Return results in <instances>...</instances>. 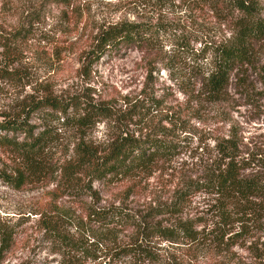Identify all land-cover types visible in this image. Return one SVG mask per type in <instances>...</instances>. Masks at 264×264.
I'll return each instance as SVG.
<instances>
[{"label":"rangeland","instance_id":"374dc122","mask_svg":"<svg viewBox=\"0 0 264 264\" xmlns=\"http://www.w3.org/2000/svg\"><path fill=\"white\" fill-rule=\"evenodd\" d=\"M119 23H148L160 30L158 42L106 53L86 63L82 54L99 32ZM20 29L22 34H16ZM229 35L218 9L198 0H72L69 6L50 0H0V67L18 69L17 77L0 76V119L23 118L30 100L48 91L63 98L108 101L116 122L104 120L87 132L88 138L102 144L121 128L119 121L133 105L147 101L144 121L125 120L128 128L171 126L179 144L170 160L149 174L95 182V192L82 197L57 184L58 165L71 153L76 132L32 117L30 123L52 127L57 140L41 158L40 172L25 173L21 186L0 179V241L3 233L11 235L0 264H208L211 253L198 251L193 244L192 248L184 239L148 235L143 240L133 226L96 222L87 210L120 205L145 217L151 207L174 199L175 190L195 176L214 154L216 141L231 128L245 143L264 144V87L256 73L247 72L242 91L230 88L228 101L212 104L195 97L196 82L209 68L207 51ZM195 57L198 67L192 69ZM151 96L162 102L156 107ZM23 166L0 148V171L16 175L26 172ZM204 196L191 194L179 212L150 216L146 222L170 226L192 221L201 214ZM52 225L87 255L53 237ZM256 236L263 237L264 231ZM233 249L234 257H241L232 258L236 264L262 263L245 246Z\"/></svg>","mask_w":264,"mask_h":264},{"label":"trees","instance_id":"16d2710c","mask_svg":"<svg viewBox=\"0 0 264 264\" xmlns=\"http://www.w3.org/2000/svg\"><path fill=\"white\" fill-rule=\"evenodd\" d=\"M50 1L69 6L72 0ZM198 1L218 9L230 35L207 51L211 54L209 68L197 79L196 100L212 104L228 101L230 88L245 89L248 71L256 73L264 87V61L261 59L264 51V0ZM159 33V29L148 23L114 24L99 32L95 43L83 52L82 57L86 63H92L106 53L118 54L128 47L155 46ZM16 34H22L21 29ZM194 62L192 69L198 67L196 57ZM0 76L17 77L18 69L0 67ZM150 100L156 107L162 102L153 96ZM146 102L133 105L129 114L119 121L121 128H116L106 142L97 144L87 137V132L104 120L115 123L114 107L108 101L63 98L53 91L45 92L30 100L22 111L23 118L0 119V148L19 158L26 170L18 171L16 175L0 171V179L16 188L21 186L26 180L25 173L40 172L41 158L57 140L52 127L32 124V117L59 123L77 134L71 153L58 165L57 184L69 194L91 196L95 192L92 188L95 182L111 183L149 174L161 166L159 164L170 160L179 144L171 126H140L137 133L128 128L127 123H131L133 117L144 121V111L150 105ZM164 119L171 122L169 115ZM184 183L175 190L171 202L151 207L145 217L138 218L120 205L89 206L87 216L106 225H131L138 235L144 236L143 240L148 235L172 241L184 239L191 247L193 244L194 249L211 253L208 264H236L233 259L241 257H234L236 251L233 248L243 246L252 251V256L262 260L260 264H264V236H256L264 231V144L245 143L243 137L231 128L227 135L216 141L214 154L194 177L189 176ZM197 192L206 196L203 205H199L202 206L201 214L194 220L170 226L146 222L150 216L179 212L189 196ZM143 222L146 224L142 225ZM49 230L61 243L87 255L85 249H80L76 241L56 226L52 225ZM10 245L11 235L3 233L0 262ZM143 252L147 253V250Z\"/></svg>","mask_w":264,"mask_h":264}]
</instances>
